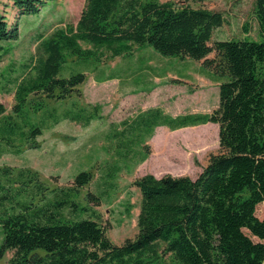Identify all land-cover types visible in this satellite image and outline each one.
<instances>
[{"label":"trees","instance_id":"trees-1","mask_svg":"<svg viewBox=\"0 0 264 264\" xmlns=\"http://www.w3.org/2000/svg\"><path fill=\"white\" fill-rule=\"evenodd\" d=\"M8 1L19 17L36 15L47 2L57 0ZM204 1L85 0L75 26L65 25L46 37L39 36L24 75L13 80L12 113L17 120L0 123V143L14 148L19 139L35 147L42 130L26 122L24 109L32 103L30 96L40 99L30 104L35 112L41 109L42 98L64 100L78 92L85 82L83 73L59 76L67 57L89 61L101 49L116 57L133 44L148 46L165 57L202 61L203 69L218 82V105L210 114L177 117L149 109L111 134L117 146L126 150L128 135L148 137L157 127L174 131L210 123L218 127L219 151L209 157L195 179L151 174L136 179L132 185L140 195L137 233L119 245L93 217L84 218L89 208L75 201L77 191L92 179L89 172H79L66 189L48 190L36 174L19 171L13 184L22 190L12 192L1 183V177L10 181V170L2 168L0 259L11 251L7 264L264 263V218L255 214L264 201V0H253L257 40L213 43L214 30L225 22L223 15L188 6ZM19 36L18 23L9 24L0 11V41L15 42ZM80 43L92 49H82ZM212 53L214 58H207ZM86 113L84 109L66 111L62 117L87 126L93 114ZM209 141L208 134L200 132L184 143L194 150ZM144 149L149 154V148ZM30 186L35 194L19 200ZM46 191L53 195L50 200L43 199ZM86 198L95 206L101 203L91 193ZM63 210L69 211L70 218Z\"/></svg>","mask_w":264,"mask_h":264},{"label":"rangeland","instance_id":"rangeland-1","mask_svg":"<svg viewBox=\"0 0 264 264\" xmlns=\"http://www.w3.org/2000/svg\"><path fill=\"white\" fill-rule=\"evenodd\" d=\"M84 4L85 0H57L47 2L36 15L17 17L11 2L0 0V11L9 24L18 23L20 35L15 42L0 41V104L3 106L0 123L17 120L12 113L13 80L24 75L25 66L34 58L39 36L46 37L65 25L75 26ZM188 6L223 15L225 22L214 30L211 43L258 39L253 0H206L189 2ZM129 45L128 51L116 57L107 49L95 51V58L89 61L67 57L59 76L83 73L85 82L78 87V92L64 100L42 98L43 105L35 112L31 105L40 99L30 96L32 103L24 109L26 122L42 130L36 137L35 147L19 139L14 141V148L0 143V169L10 170V181L1 177V183L12 192L22 190L20 185L13 184L19 171L36 174L39 183L48 190L66 189L79 172H89L92 179L77 191L75 201L89 208L84 218L93 217L117 245L137 233L140 195L132 185L136 179L146 174L156 178L170 175L195 179L209 157L219 151L218 127L210 123L174 131L157 127L148 137L128 135L126 150L117 146L118 141L111 138V134L123 130L125 123L137 121L149 109H159L168 116L177 117L210 114L218 105V82L203 69L202 61L165 57L148 46ZM80 46L92 49L86 43ZM207 58H214V53ZM81 109L93 114L87 126L62 117L66 111L75 113ZM200 132L210 137L208 145L190 150L184 142ZM144 146L149 148V154ZM87 193L99 196L100 205L88 202ZM34 194L30 186L17 198L29 200ZM52 196L46 191L43 199L50 200ZM39 197L35 196L34 202ZM63 213L70 218L68 210ZM255 214L259 219L264 218V201L256 207ZM2 238L0 226V244ZM12 253L6 252L0 264H7Z\"/></svg>","mask_w":264,"mask_h":264}]
</instances>
